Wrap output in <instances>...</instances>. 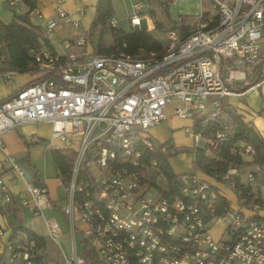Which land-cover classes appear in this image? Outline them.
I'll return each instance as SVG.
<instances>
[{"label":"built area","instance_id":"1","mask_svg":"<svg viewBox=\"0 0 264 264\" xmlns=\"http://www.w3.org/2000/svg\"><path fill=\"white\" fill-rule=\"evenodd\" d=\"M64 1L56 0L55 16L43 18L40 26L49 43L41 40L35 55L36 79L0 104V208L12 199L4 179L23 181V202L34 217H42L45 236L58 243V223L43 214L51 204L46 187L25 179L3 140L23 124H47L46 146L70 153L69 172L61 179L70 251L61 264H264V182L255 174L245 175L254 194L249 202L234 191V179L241 177L234 167L219 186L195 173L180 174L179 196L165 197L156 161L144 160L168 152L153 142L150 131L165 120L174 100V115L192 120L209 108L215 115L223 98L242 94L234 86L248 91L264 83V0H206L191 20L179 17L164 30L161 51L137 56L88 50V32L54 45L49 35L68 18ZM176 1L159 0L167 9ZM150 10L143 0L130 2L129 26L148 30ZM31 15L42 17L37 8ZM116 23L109 21L112 27ZM15 74L0 75L10 81ZM190 132L197 146L200 135ZM224 136L217 133L216 139ZM32 140L40 142L35 134ZM255 171L259 175L264 168ZM223 188L234 203L217 215V198L226 197ZM218 223L216 238L211 229ZM32 246V241L7 242L0 259L33 264ZM83 249L92 250L95 260H85Z\"/></svg>","mask_w":264,"mask_h":264},{"label":"trees","instance_id":"2","mask_svg":"<svg viewBox=\"0 0 264 264\" xmlns=\"http://www.w3.org/2000/svg\"><path fill=\"white\" fill-rule=\"evenodd\" d=\"M6 0L7 8L12 12V20L4 25L5 35L0 42V74L11 70L16 74L34 73L36 70L35 55L40 50L43 43L48 45V41L41 34L40 26L31 21V13L36 8V0H15L16 3L10 6ZM22 9V11H19ZM113 6L111 0H97L95 5V15L90 25L89 36L93 38L97 34V40L94 44V50L97 54L108 55L124 53L129 56H137L142 52L161 51V41L154 37L151 31L146 29L128 28L127 30L112 27L109 24L113 18ZM155 28L160 29L162 25L155 21ZM110 34L112 44L105 46L103 43L105 35ZM34 81V80H33ZM27 83L26 85L32 83ZM248 89L242 85H236L232 88L237 93H243ZM10 96V95H9ZM7 96L6 98H8ZM0 100V104L6 99ZM214 110L209 108L204 113H196L192 116L193 131L199 134L200 144L190 149L182 151L191 153L193 156V168L201 172L217 183L225 180L223 176L229 168H236L241 177L234 179V191L240 192L239 199H245V202L251 201L254 196L249 183L242 180V171L246 169L257 177L258 181L264 182V171L258 175L256 167L264 168V138L255 130L253 125L245 121L243 116L224 101L219 102V111L213 115ZM217 133L225 134L223 139H216ZM212 139L216 141V147H210L205 141ZM34 142V141H33ZM241 143V145H239ZM168 150L163 154L160 152L151 153L144 160H155L157 169L162 173L166 182V190L163 191L165 197L179 196V175L175 174L168 162V157L176 153V150L170 144H164ZM249 147L247 151L246 148ZM69 154L67 151L53 149L51 156L53 162L57 165L60 178L63 180L69 172ZM254 167V170H250ZM241 171V172H240ZM231 201L220 196L217 198V215L228 210ZM26 236L23 239L22 236ZM15 240H17L15 242ZM27 246L31 241L33 246L30 248L33 264L44 263L43 258H49V251L46 247L49 243L43 236L35 234L30 229L19 226L15 228L8 242H13ZM15 246V245H14ZM58 259L48 260L49 264H61L60 253ZM80 255L87 261H94L95 254L90 249H83ZM0 264H12L5 257L0 259ZM14 264V263H13Z\"/></svg>","mask_w":264,"mask_h":264},{"label":"crops","instance_id":"3","mask_svg":"<svg viewBox=\"0 0 264 264\" xmlns=\"http://www.w3.org/2000/svg\"><path fill=\"white\" fill-rule=\"evenodd\" d=\"M97 0H65L62 4L63 9L68 14V18L59 22L57 29L49 35L50 41L56 45L63 39H74L82 32H90V25L95 15V5ZM90 8L89 14L86 16V9ZM36 8L39 9L42 17L36 18L31 15V21L35 25L42 26L43 18L53 17L56 14V0H36ZM82 8V12H79ZM153 12V9L149 13ZM114 16V15H113ZM114 18V17H113ZM115 19V18H114ZM12 20V12L6 6V0H0V42L3 40L5 31L4 25ZM72 20H78L79 25L75 26ZM128 21V19H127ZM148 20L149 31L155 28L153 22ZM118 27V22L116 23ZM126 28H130L129 22ZM157 38V37H155ZM161 41L160 38H157ZM162 42V41H161ZM88 50H94L93 38L89 36ZM3 65L0 63V68ZM18 75H20L19 78ZM36 79L34 73L15 74L11 79L13 84L6 86L3 82L5 79L0 75V100L14 93L20 87ZM233 98L230 100L229 98ZM243 116L245 121L250 122L255 130L264 138V83L259 87L250 89L242 94H234L222 99ZM173 104H178L174 100L165 110V120L150 131L153 142L158 145L170 144L176 153L168 157V162L175 174L195 173L198 177L208 180L212 183L213 179L201 172L195 171L193 168V156L191 153L182 151L194 147V138L190 132L193 129V121L188 118H179L173 113ZM39 126L47 124H23L15 130L5 133L3 140L7 152L14 158L17 164L24 172L25 179L35 185H44L51 201L50 206L43 210L44 216L52 217L59 225L61 236L58 243L51 242L46 236L43 226L42 217H34L32 207L23 202V198L27 196L23 181L10 182L5 178L10 190L11 202L0 208V248L6 250V244L9 241L12 231L22 226L30 229L35 234L45 237L49 244H53L60 253L62 262L63 257L69 255L70 236L68 232V224L65 216L61 211L64 203V188L61 182L60 173L57 165L53 162L51 150L46 146L49 138L37 131ZM37 136L40 142H33L32 137ZM70 159V157H69ZM222 187V186H220ZM227 191L228 195L224 192ZM223 193L230 201L233 194L223 188ZM232 196H231V195ZM82 249V248H81Z\"/></svg>","mask_w":264,"mask_h":264},{"label":"rangeland","instance_id":"4","mask_svg":"<svg viewBox=\"0 0 264 264\" xmlns=\"http://www.w3.org/2000/svg\"><path fill=\"white\" fill-rule=\"evenodd\" d=\"M90 1V0H87ZM135 2L136 0H111L112 6H113V17L116 19L118 22V29L122 30H127L126 28L128 26V21H127V16H128V7L130 5V2ZM151 10L153 9V12L149 13V18L151 19V23L153 22L155 26V21L160 22L162 25V28L157 29V28H152V34L154 37L160 38L162 42H164V30L167 29L168 26L172 24L173 21H176L179 17H184L186 18L187 21L191 20L192 17L196 16L199 12L200 9L205 8L206 0L202 2V0H177L174 4H171L169 8L163 7L159 0H143ZM205 5V6H204ZM90 8L87 7L86 9V16L89 14ZM149 30V28H148ZM97 34L93 35V44H95V41L97 40ZM103 43L105 46H110L112 44V38L110 34L105 35ZM20 75H18L17 78H19ZM6 86H11L13 84V81H5L3 82ZM232 100L233 98H229ZM37 131L39 133L44 134L45 136L48 137L49 135V129L48 127H43L39 126L37 128ZM250 170H254V167H252ZM241 172V171H240ZM248 172L246 169L244 172L242 171V180L245 181V175ZM261 183V181H259ZM225 194L228 195V192L225 191ZM231 195V194H230ZM232 196V195H231ZM232 203H234V198L232 197L231 199ZM222 229L221 224H215L212 229H211V235L213 237H220V231ZM46 250L49 251V258L45 256L43 258L44 263L49 264L48 260L58 259V252L56 247L53 244H49L48 247H46Z\"/></svg>","mask_w":264,"mask_h":264},{"label":"water","instance_id":"5","mask_svg":"<svg viewBox=\"0 0 264 264\" xmlns=\"http://www.w3.org/2000/svg\"><path fill=\"white\" fill-rule=\"evenodd\" d=\"M135 29H139V28L135 27ZM141 29H145V27L143 26Z\"/></svg>","mask_w":264,"mask_h":264}]
</instances>
